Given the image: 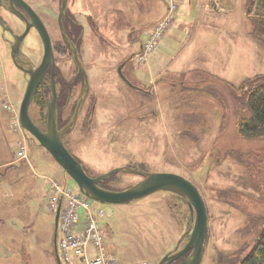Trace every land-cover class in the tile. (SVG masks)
<instances>
[{
    "label": "rangeland",
    "instance_id": "1",
    "mask_svg": "<svg viewBox=\"0 0 264 264\" xmlns=\"http://www.w3.org/2000/svg\"><path fill=\"white\" fill-rule=\"evenodd\" d=\"M28 1L46 17L53 40L61 42L54 22L60 0ZM152 1L68 0V9L85 26L80 55L87 63L90 86L76 123L64 137L65 144L91 176L129 166L174 172L191 180L202 193L209 215L201 264H238L264 225V143L238 136L234 99L235 90L246 79L264 74V43L251 35L246 14L253 7V15H264V4L222 2L232 11L220 13L214 29L202 33L208 42L205 52L188 58L184 65H171L163 78L152 79L150 74V80H141L146 66L138 59L139 51L130 49L128 37L145 41L158 16ZM142 26H146L143 32L139 31ZM28 44L34 48L35 39ZM193 49L189 46L185 51ZM156 52H162L159 46ZM153 53L148 62H153ZM60 60L62 73L70 81L74 64L68 56ZM0 61V117L8 115L19 133L12 148L17 157L23 146L28 156L13 170L0 166V217L16 228L9 244L16 251H0V255L9 254L10 264H55L51 255L55 214L49 209V181L71 189L77 185L20 127L18 112L5 107L11 103L18 111L26 79L14 64L1 29ZM78 96L74 92L71 101ZM30 114L45 129L34 104ZM74 114L72 107L67 108L64 120H71ZM7 147L5 139H0V150L5 152ZM4 158L0 155V162ZM142 180L141 175L121 172L108 181L122 190ZM42 183L51 192H45ZM90 202L103 214L108 250L124 262L158 264L181 238L179 249L185 246L194 226L195 214L186 200L171 192H157L125 205ZM0 264L5 263L1 260ZM173 264L183 262L178 259Z\"/></svg>",
    "mask_w": 264,
    "mask_h": 264
},
{
    "label": "water",
    "instance_id": "2",
    "mask_svg": "<svg viewBox=\"0 0 264 264\" xmlns=\"http://www.w3.org/2000/svg\"><path fill=\"white\" fill-rule=\"evenodd\" d=\"M18 3L26 10L32 20V25L39 32L44 45V59L40 66H35L30 74L23 99L19 108V123L21 128L30 133L39 144L45 148L62 169L76 182L79 190L88 198L100 204L125 205L137 202L143 198L153 195L157 192H171L183 197L188 203L192 214H195L194 226L185 246L181 249L180 245L183 238L178 242L175 250L167 253L158 264H173L178 259H182L183 264H201L206 247V239L209 228V215L206 201L198 187L188 178L174 172L144 171L129 166L116 167L106 173L98 176H91L84 168L81 161L65 145L64 137L72 126L76 123L79 109L84 95L81 96L79 105L70 122L60 129L58 126L57 93L52 74L51 90L52 97L48 102L47 124L42 129L32 119L30 107L36 93L38 85L42 82L47 66L50 61L54 62V54L51 38L47 28L39 18L34 9L24 0H11ZM68 0H62L61 14L66 10ZM0 25L6 30V21L0 13ZM31 25L27 26L26 31L20 36L22 40L29 32ZM18 46V38L15 36ZM143 45H141V48ZM16 48L12 49V58L17 57ZM122 77V67L119 68ZM127 81V80H126ZM130 172L143 176V180L122 190L107 189L101 186V183L108 180L112 175ZM61 213V204L59 205L54 224V249L58 264H62L58 253V226Z\"/></svg>",
    "mask_w": 264,
    "mask_h": 264
},
{
    "label": "flooded vegetation",
    "instance_id": "3",
    "mask_svg": "<svg viewBox=\"0 0 264 264\" xmlns=\"http://www.w3.org/2000/svg\"><path fill=\"white\" fill-rule=\"evenodd\" d=\"M24 1H26V3L34 9V11L37 13V15L47 28L51 38L54 54V62L53 60L50 61L49 65L47 66L43 80L37 87L32 104L35 105V96L40 93V95L44 98L45 103L47 104L48 110V102L52 97L51 82L52 74L54 73L58 113L62 114L67 108L70 107H72V111L74 110L75 112L79 105L81 96L87 95L86 97H88V89L90 86V73L88 71L87 63L80 55V47L85 26L81 24L75 14L68 9V4L66 10H64V12L61 14L62 0H60L59 12L54 22H56L58 25L62 41H54L53 36L51 35V30H49L45 22L46 17L40 15L33 3L28 0ZM0 13L3 19L6 21V30L3 29L2 25H0L2 36L6 38V43L9 47L11 57L13 47L16 48V53L18 56L16 57V59H12L14 64L23 72L27 87L33 68H35V66H40L43 62V41L37 29L32 25L33 20L30 14L15 1L0 0ZM7 16H10L11 18L9 19ZM29 24L31 25L30 30L21 40L20 36L23 35ZM15 36L19 40L18 46L15 43ZM31 39H35L34 48H32V46L28 44ZM64 55L68 56V58L74 64V71L72 73V78L70 81L63 75L62 67L60 65L62 63L60 58L62 59L63 57H65ZM66 85H68L66 89L67 95L65 99L62 100V93L64 92V87ZM74 92H78L79 96L72 102L71 100Z\"/></svg>",
    "mask_w": 264,
    "mask_h": 264
},
{
    "label": "crops",
    "instance_id": "4",
    "mask_svg": "<svg viewBox=\"0 0 264 264\" xmlns=\"http://www.w3.org/2000/svg\"><path fill=\"white\" fill-rule=\"evenodd\" d=\"M225 1L226 0H181L179 4V12L173 27L165 39L158 45L162 52L153 53L151 57L153 58V62L149 61L147 64H145L146 67L144 68L143 74L141 75V80H150V74H153L152 79L163 78L165 72L168 71L171 65H184L186 64L188 58L199 57L201 53L205 52L207 50L206 48L208 46V42L205 40L206 35L203 36L202 33L205 34L206 32L212 31L214 29L215 24L218 22L220 13L229 14L232 11L231 6L224 7L221 5V3ZM151 6L152 9L156 10V15H158L152 22L154 23L164 15L166 4L164 0H153ZM145 29L146 26L139 27V31L142 30L141 32H143ZM151 30V28L148 30V35ZM128 34L131 35L133 32L130 31ZM183 36L186 37L182 38ZM128 39L129 45L131 46L130 49L132 50L133 48H136L137 52L140 51L142 42H144V40H138L137 36H135L133 39L128 37ZM189 46H192V48H195V50L193 49L194 51L192 52L185 51ZM180 69L182 68H179L178 70ZM17 134L19 133L12 125L10 117L8 115L1 116L0 139H5L8 147L7 151L5 150V152L0 150V155H5V160L0 162V166L12 168L15 167L17 163L22 161L21 158L17 157V152L12 150V148L16 146L15 136ZM11 170H13V168ZM6 171L8 170L6 169ZM6 171L4 170L3 172L5 173ZM43 184L44 183H42L41 187H43L44 191H47L48 193V191L51 190V184L49 188L50 190H46ZM3 219L4 218L0 217V251H16L13 249V246L9 245L11 241H13L10 233H13L16 228L10 225L9 222H5ZM51 255L53 257L54 263L57 264L54 253ZM8 258L9 254H5L3 256L0 255V261L2 260L5 264L8 263Z\"/></svg>",
    "mask_w": 264,
    "mask_h": 264
},
{
    "label": "built area",
    "instance_id": "5",
    "mask_svg": "<svg viewBox=\"0 0 264 264\" xmlns=\"http://www.w3.org/2000/svg\"><path fill=\"white\" fill-rule=\"evenodd\" d=\"M167 4L165 15L154 26L138 55L142 63H147L150 55L165 34L173 26L181 0H164ZM2 63L0 62V76ZM10 111H17L15 105L6 103ZM19 157L27 158L26 147L19 151ZM51 212L56 213L61 204L59 217L58 247L62 264H149L145 261L124 262L109 252L103 227V214L91 205V200L79 190L51 180ZM82 209V213H80Z\"/></svg>",
    "mask_w": 264,
    "mask_h": 264
},
{
    "label": "trees",
    "instance_id": "6",
    "mask_svg": "<svg viewBox=\"0 0 264 264\" xmlns=\"http://www.w3.org/2000/svg\"><path fill=\"white\" fill-rule=\"evenodd\" d=\"M249 1L251 5L253 3L264 4L260 0ZM246 14L251 24V35L264 43V15H253V7H248ZM67 87L68 85L64 87L62 100L67 95ZM235 91H237L234 99L237 103L235 116L238 136L245 140H258L264 143V74L246 79L242 86ZM34 103L36 105L35 107L41 113L39 116L40 120L46 123L48 115L47 104L40 93L35 96ZM63 113H58V126L60 129L66 126L67 122L65 121L70 122L69 117L64 120ZM108 180L102 182L101 186L107 189L117 190L111 187ZM238 264H264V225L258 232L254 246L239 260Z\"/></svg>",
    "mask_w": 264,
    "mask_h": 264
}]
</instances>
